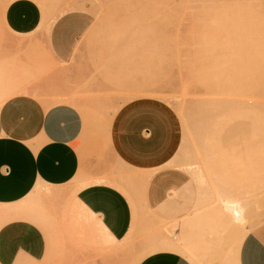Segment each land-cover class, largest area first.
<instances>
[{
  "label": "crops",
  "instance_id": "obj_1",
  "mask_svg": "<svg viewBox=\"0 0 264 264\" xmlns=\"http://www.w3.org/2000/svg\"><path fill=\"white\" fill-rule=\"evenodd\" d=\"M0 14V264H131L148 248L134 264H195L188 247L160 230L196 212L188 206L192 175L171 162L179 129L170 109L131 102L105 133H92L76 108H47L26 69L46 13L34 0H0ZM95 21L87 10H70L38 38L69 63ZM19 203L28 216L14 207ZM221 251L212 244L198 255ZM223 264H264V223L231 245Z\"/></svg>",
  "mask_w": 264,
  "mask_h": 264
},
{
  "label": "rangeland",
  "instance_id": "obj_2",
  "mask_svg": "<svg viewBox=\"0 0 264 264\" xmlns=\"http://www.w3.org/2000/svg\"><path fill=\"white\" fill-rule=\"evenodd\" d=\"M34 1L45 11L47 22L30 41L36 42L35 52L41 48V53L27 55V83L39 84L33 94L47 108L60 104L76 108L92 133H105L116 114L131 102L149 100L169 108L179 129L171 162L190 171L188 206L196 212L187 222L165 223L160 230L188 247L186 253L195 264L215 260L223 264L228 248L264 223V49L260 45L264 46V34L257 35L255 50L233 49L237 40L229 11H236L239 6L234 5L241 0L231 4L230 0ZM75 9L91 12L96 21L76 57L64 63L54 59L38 37L55 18ZM258 10L264 11V3ZM0 31H4L1 14ZM237 60L243 88L229 81ZM221 67L227 72H219ZM227 73V79L222 78ZM218 82L227 89L221 91ZM242 101L246 104L239 111ZM220 106L223 115L216 112L210 123L202 108ZM197 124L202 131L197 132ZM194 170L205 175L202 183ZM133 190L126 188L130 197ZM14 207L28 216L27 204ZM212 244L222 250L216 257L198 255L200 247ZM150 251L144 249L131 264Z\"/></svg>",
  "mask_w": 264,
  "mask_h": 264
},
{
  "label": "bare ground",
  "instance_id": "obj_3",
  "mask_svg": "<svg viewBox=\"0 0 264 264\" xmlns=\"http://www.w3.org/2000/svg\"><path fill=\"white\" fill-rule=\"evenodd\" d=\"M218 1H220V0H218ZM223 1H225V0H222V2ZM227 2L229 1V0H226ZM225 1V2H226ZM231 1L232 0H230L229 2H230V4H231ZM233 2H234V0H233ZM243 2V3H242ZM261 3L263 4L264 3V0H241V2H240V4L238 3V5H234L233 3V5H234V7L236 8V6H239V8H236V11H229V12H232V13H230V14H232L233 15V21H234V23H232L233 25V27L230 25L231 24V22H233V21H231L230 22V20L229 19H232V17L230 18V16H232V15H230V16H228V17H226V19L228 18V23H230L229 25L231 26V30L233 31V30H235V31H233V32H235L234 34L236 35V40H237V47H235V48H233V46H232V48L233 49H237V48H239V49H247V47L249 46L250 48L251 47H253V49L255 50L256 48H258V34L260 33V35H261V33L262 34H264L263 32H264V11L263 10H258V7L261 5ZM229 4V3H228ZM227 4V6L229 7V5ZM236 4H237V2H236ZM203 5V4H202ZM233 5H231V6H233ZM263 6V5H262ZM234 8V9H235ZM229 9V8H228ZM233 9V7H232V9L231 10H234ZM229 12H227L228 14H229ZM233 12H235V13H233ZM227 22V21H226ZM233 34V35H234ZM234 35V36H235ZM235 38V37H234ZM262 38V37H261ZM261 38H260V40H261ZM262 41V40H261ZM260 41V42H261ZM260 45H262V47H263V49H264V46H263V44H260ZM230 63H232V62H230ZM229 63V65H231L232 66V64H230ZM235 64H236V69H233V70H235V73L233 74L234 76H232L231 78H232V80H231V78H230V80L229 81H231V85L232 86H237V87H239V88H243V84H244V75H243V73H242V68H241V66H240V64H239V62H238V60L237 61H235ZM235 64H233V65H235ZM231 66H229L230 68H231ZM224 67V66H223ZM223 67H221V69H219L218 71L219 72H221L220 70H222V69H224V71H226L227 72V70H226V67L225 68H223ZM228 67V68H229ZM235 66H232V68H234ZM231 68V69H232ZM230 69V70H231ZM232 70V71H233ZM217 71V72H218ZM224 71H222L223 73H224ZM228 71H229V69H228ZM218 72V73H219ZM225 72V73H226ZM223 73H222V76H225V75H223ZM229 73V72H228ZM228 73L226 74V77H222V78H226L227 79V75H228ZM231 73H229V77L231 76L230 75ZM221 77V76H220ZM12 78V77H11ZM221 78V79H222ZM12 80H13V78H12ZM224 81V82H223ZM229 81H227V82H229ZM222 82L223 83H225L226 85H227V83L225 82V80H223L222 79ZM243 83V84H242ZM224 84V85H225ZM221 85H222V88H221V91H224V89L226 88V85H225V87H223L224 85L223 84H221V82H220V86H219V82H218V84H217V86L218 87H221ZM213 86V85H212ZM216 85H214V87H215ZM228 88L230 87V85H228L227 86ZM139 88V87H138ZM216 88V87H215ZM140 89V88H139ZM227 89V88H226ZM231 89V88H230ZM155 90H157V89H155ZM139 91V90H138ZM226 93V92H225ZM157 96H159V97H161L162 95H159V94H156ZM228 95V94H227ZM156 97V96H155ZM163 97V96H162ZM245 102H239L238 103V110L239 111H241L242 109H244V107H245ZM224 106V105H223ZM226 106V105H225ZM236 107V106H235ZM231 109V108H230ZM223 108H222V106H220V108H217V109H215V108H213V110H211V109H207V108H205V107H203L202 108V111H203V113L204 112H207L206 114H208V119H210V123L214 120V118H215V116H216V112H219V114H217V115H220L221 114V116L223 115L222 113H224L223 112ZM225 111V110H224ZM226 111H227V109H226ZM234 111V110H233ZM232 111V113H234ZM202 113V114H203ZM240 113V112H239ZM238 113V114H239ZM205 114V113H204ZM205 114V115H206ZM226 114V113H225ZM232 115V114H231ZM205 117V116H204ZM229 117H231V116H228V118ZM206 118V117H205ZM223 118V117H222ZM227 118V117H226ZM230 120V119H229ZM205 121V120H204ZM203 124H205V122H203ZM202 125V124H201ZM208 125H210V124H208ZM203 126V125H202ZM196 129H197V132H200V131H202V129H201V126L200 125H196ZM197 134V133H196ZM194 173L196 174V176L198 177V179L200 180V182L199 183H202L203 181H204V174L200 171V170H194ZM245 234L246 233H244L242 236H241V238L236 242V244H235V246H238L239 244H240V242H241V240H242V238L245 236ZM127 244V243H126ZM125 244V245H126ZM166 244V243H165ZM174 244V243H173ZM124 247H127V245L126 246H124ZM164 247H168V248H176V249H178V247L177 246H175V245H170L169 243H167V245L166 246H164ZM128 248V247H127ZM162 248V247H161ZM125 250V249H124ZM144 256H141V257H139L138 258V260L136 261V262H138L140 259H142Z\"/></svg>",
  "mask_w": 264,
  "mask_h": 264
}]
</instances>
